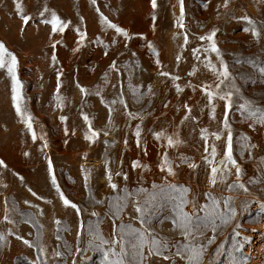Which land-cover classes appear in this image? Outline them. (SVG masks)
I'll list each match as a JSON object with an SVG mask.
<instances>
[{
    "label": "rangeland",
    "instance_id": "374dc122",
    "mask_svg": "<svg viewBox=\"0 0 264 264\" xmlns=\"http://www.w3.org/2000/svg\"><path fill=\"white\" fill-rule=\"evenodd\" d=\"M20 2L17 9V0H0V41L18 59L21 103L32 117V129L15 110L12 78L0 69V160L6 165H0V264H106L105 252L119 239L121 224L147 230L168 243L163 252L172 259L149 256L146 246L145 264H186L172 247L190 238L173 223L180 201L168 185L190 189L184 210L196 211L202 219L205 205L224 219L230 207L235 209L227 223L209 217L204 235L197 234L206 246L204 264H232L233 257L245 255L251 257L247 264H264V238L259 235L264 233V123L246 119L236 106L245 98L264 106V76L253 67L264 65V0H227L226 6L225 0H183L184 28L178 24L179 0H157L156 8L151 0ZM52 13L67 23L63 32L53 33L52 25L45 23ZM101 14L128 35L109 27ZM25 15L30 17L27 24ZM245 17L254 22L256 35L244 31L250 27ZM213 30L239 89L227 115L228 129L222 124L226 102L213 101V119L212 105L202 91L216 80L205 67V57L219 67L220 58L204 51L209 42L200 40ZM197 48L200 52L194 53ZM161 130L178 134L182 143L168 147L154 135ZM92 131L99 135L87 138ZM228 131L241 169L239 179L235 166L225 160ZM211 145L216 147L214 164L223 168L220 161L225 160L231 169L217 174L215 186L204 160H213ZM164 154L174 174L161 170ZM112 183L118 187L113 189ZM125 190L132 195L114 215L115 205L124 201L113 198ZM61 191L80 207L79 213L64 205ZM151 195L155 199L146 204ZM212 197L220 202L218 208ZM229 197L230 205L225 203ZM136 206L145 209V223ZM245 236H251L252 243L242 250L234 247ZM217 249L223 255L217 256Z\"/></svg>",
    "mask_w": 264,
    "mask_h": 264
},
{
    "label": "snow or ice",
    "instance_id": "6c2138e0",
    "mask_svg": "<svg viewBox=\"0 0 264 264\" xmlns=\"http://www.w3.org/2000/svg\"><path fill=\"white\" fill-rule=\"evenodd\" d=\"M93 3H96V0H93ZM152 7H157V0H151ZM179 3L181 5V15L178 20V24L180 28H184L185 25L183 23L184 20V9H183V0H179ZM227 5V0H225V6ZM17 9H21L22 5L20 0H17L16 3ZM45 12L49 11V9L45 8ZM102 18L105 21V23L115 29L118 33L123 34L124 36H127L128 33L125 29L118 27L115 23L111 22L106 16H103ZM245 19L249 20L250 27L245 28L244 31H252L254 35L257 33L254 31V28L251 27V25L254 24V22L251 21L250 18L245 17ZM30 20V17L25 15L23 19V23L27 24ZM45 23L52 25V32L55 33L57 31L63 32L65 28L67 27V23L64 22L58 15L55 13L51 14V18L46 20ZM216 31L213 30L209 35L207 36H201L200 40H207L209 42L208 47L204 49L205 52H213L216 54L217 57H219V67L217 64L212 63L211 59L208 57H205V59L208 61L205 67H207L216 77V80L213 85L205 84L202 87V91L205 93L209 104L212 105V112H213V119L215 118V105L213 101L215 99H219L222 101H225V115L224 119L222 120L223 127L225 129L230 128V124L227 119L228 112L231 111V109L234 106V100L233 96L239 94V89L236 88L235 80L237 79L236 76H233L232 71H230L229 65L225 63L222 59V53L220 48L218 47L216 41H215ZM85 38V34L81 33L80 40L82 41ZM184 39L185 43H187V33H184ZM78 51V49H77ZM194 53H199L200 49H194ZM55 59V58H54ZM179 59V57H177ZM199 59V56L197 57ZM237 64L244 63L242 60H237ZM17 66H18V59L16 55L11 52L3 41H0V69H6L7 75H9L12 78V92H13V102L14 107L18 115L21 116V118L25 121L27 127L31 130L32 129V117L27 114V111L25 108H22V82L17 76ZM115 66V62H113V67ZM253 67L256 68V71L259 72L262 76H264V65H255L253 64ZM163 76L170 75L166 72L160 73ZM194 74V73H193ZM173 79H179V77H173ZM223 86V87H222ZM82 91H85L83 88ZM177 90L179 89V86H177ZM115 103V101H113ZM239 110L241 111L242 115L246 119L254 120L256 123H264V106H261L257 104L254 100L245 98L242 102H240L238 105H236ZM187 107V106H186ZM188 112H191V109H187ZM129 115H132L129 113ZM61 119H67L66 117H61ZM84 119L87 121L89 117L87 115L84 116ZM185 119H188L186 116ZM89 128H91V124L89 123ZM202 133L204 134V139L207 141V129H203ZM99 133L92 131L91 134L87 137L89 139H92L95 136H98ZM136 135H140L139 129L136 132ZM155 137L157 140L164 139L166 140V144L168 147H176L182 141L179 139L178 134L174 135H167L164 130H161L159 132H156ZM212 136L216 140L221 139V135L218 132H213ZM33 138H35V133L33 132ZM226 145H225V160L227 162H230L233 166L236 168V175L239 179L240 174V167L237 164L236 160L233 158V146H232V133L231 131L227 132L226 135ZM211 155L213 156V160H209L207 156L204 157L205 162L210 166V175H211V183L213 186L217 183V174L222 172H231V169L227 167L225 160L220 161V164L224 165L223 168H221L219 165L214 164V158L216 155V147L215 145H211ZM208 151V148L205 149ZM49 164H51V161H49ZM0 165H4V162L0 160ZM134 166H139L138 162L134 163ZM192 167H196L195 164L191 165ZM169 173H173V168L171 162L167 158V154H164L163 157V163L161 164V170H165ZM119 175V173H117ZM109 180H111V173L108 174ZM52 182L53 184H56L55 175H52ZM235 185H229V188L234 187ZM240 188H242L244 191H248L247 187L243 183H239L238 185ZM111 187L113 189H116L118 186L115 183L111 184ZM168 188H171L172 191L177 193L176 199L180 201V203L177 205V216L173 220L174 225L181 230L182 236H184L186 239H189V242L184 244L183 246H176L175 244L172 247H175V256L179 257L181 260H185L186 264H204V255L206 252V246L199 242L197 239V234L200 236H203V228L206 226V221L209 219V217H216L219 216V218L222 219L224 223H227L229 219L233 218L235 216V209L229 208L230 216L228 219H224L223 215L218 212H208V206H202V210L205 211L206 215L202 219L200 216L197 215L196 211H193L191 213L186 212L184 210L185 205L189 204L190 202L187 200V192L190 191V189H180L177 188L174 185H168ZM31 191V190H30ZM139 191H146L144 189H140ZM35 195V193H33ZM132 195V193H129L125 190L123 196H117L114 197V201H124V203H117L115 206L117 208V212L114 213V215L119 213V210L126 206V202L128 200V197ZM208 195L211 196L209 193ZM61 199L66 207H71L76 210L77 213L80 212V207L75 204L74 202L70 201L64 193L60 192ZM155 199L154 195H151L145 203H151L152 200ZM232 198L229 197L225 203L229 204L231 203ZM99 202V201H97ZM220 202L217 201L214 197H212V205L215 208L219 207ZM199 206L193 205V208H197ZM135 211L139 213V218L141 220V223H145L143 220L144 211L145 209L140 206L135 207ZM93 215H96L93 213ZM5 219L7 220L8 217L5 216ZM57 223H61L60 221H57ZM211 223L213 224L212 230H216V224L215 219L211 220ZM117 235L119 236V239H113L111 241L112 247H110L105 252V260L106 264H145L146 257L144 253V248L148 246V255L149 256H157L162 257L164 260H170L172 259L171 256L165 255L163 252V249H169V245L166 241L160 240L154 235H151L147 230H141L139 228H135L132 225H119ZM252 231H256L253 229ZM235 235L240 236V232H236ZM261 238H264V233H259ZM3 239V236L0 235V240ZM21 239H23L21 237ZM213 242L212 238L208 239V243L211 244ZM24 243L30 244L29 241L25 240ZM103 244L110 243L108 240H102ZM252 243V237L251 236H245L243 237L242 241H238L237 245H234V247H237L242 250L244 248L245 244H251ZM119 245V250L117 251L116 246ZM43 252V249H41ZM217 256L223 255V251L221 249H217ZM56 256H60V252L55 253ZM251 257L248 255L243 256L240 259H237L233 257L232 264H247V260Z\"/></svg>",
    "mask_w": 264,
    "mask_h": 264
}]
</instances>
